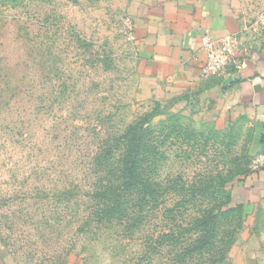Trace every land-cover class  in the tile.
I'll return each mask as SVG.
<instances>
[{
  "label": "rangeland",
  "instance_id": "rangeland-1",
  "mask_svg": "<svg viewBox=\"0 0 264 264\" xmlns=\"http://www.w3.org/2000/svg\"><path fill=\"white\" fill-rule=\"evenodd\" d=\"M243 10L264 46V0ZM131 28L123 0H0V258L264 264V187L247 186L264 167V123L202 122L150 98ZM145 118L146 187L122 213L128 198L105 185L122 182L121 139ZM226 195L234 212L196 225Z\"/></svg>",
  "mask_w": 264,
  "mask_h": 264
},
{
  "label": "crops",
  "instance_id": "crops-1",
  "mask_svg": "<svg viewBox=\"0 0 264 264\" xmlns=\"http://www.w3.org/2000/svg\"><path fill=\"white\" fill-rule=\"evenodd\" d=\"M123 3L131 19L142 90L150 98L174 101L202 122L225 124L247 117L264 123V46L252 34L243 0ZM206 34L213 39L241 37L237 62L223 76H201ZM248 183L252 190L264 187V167ZM0 264L18 263L0 258Z\"/></svg>",
  "mask_w": 264,
  "mask_h": 264
},
{
  "label": "trees",
  "instance_id": "trees-1",
  "mask_svg": "<svg viewBox=\"0 0 264 264\" xmlns=\"http://www.w3.org/2000/svg\"><path fill=\"white\" fill-rule=\"evenodd\" d=\"M146 118H151L146 117ZM146 118L143 121H139L129 127L128 132L122 137L121 141L123 143V153L121 157V163L113 167L114 170H118L119 177L122 180L121 183L117 185H105V192H107V196L109 192H114L115 196H124L128 200H123L121 204L118 201V206H116V210L125 213L130 205V208H135L138 206V200L135 204H130L129 196L131 198H136L135 195L142 191V187H146V185L140 181L141 180V172H143V161L144 156L147 155L149 148L151 147L152 138L149 135V132L153 131L152 126L148 125L146 122ZM111 153H108L105 159L109 158ZM226 193V192H225ZM120 197V198H122ZM232 202L230 195H226L225 199L221 200L217 205L218 214H214L213 209L209 212L204 213L203 216L196 219V225L204 227L207 229L211 222H213V226H217L215 221L220 218L222 215H227L231 212H234V208L229 207L225 208ZM110 207H115L114 205ZM142 211V209L140 210ZM143 214H141L142 216ZM143 217V216H142ZM214 235H212L213 237ZM197 242V241H196ZM201 243L205 244L206 240H200ZM213 244V242H210ZM224 251V250H223ZM225 258L224 252L218 261L223 260ZM214 260H217L214 259Z\"/></svg>",
  "mask_w": 264,
  "mask_h": 264
},
{
  "label": "built area",
  "instance_id": "built-area-1",
  "mask_svg": "<svg viewBox=\"0 0 264 264\" xmlns=\"http://www.w3.org/2000/svg\"><path fill=\"white\" fill-rule=\"evenodd\" d=\"M239 35L229 34L219 39H213L209 35H204L203 48L207 57L201 68V76H223L230 68L236 64L238 54L241 52V42Z\"/></svg>",
  "mask_w": 264,
  "mask_h": 264
}]
</instances>
